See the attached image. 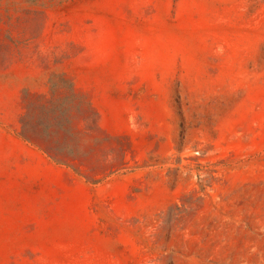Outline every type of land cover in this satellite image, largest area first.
I'll list each match as a JSON object with an SVG mask.
<instances>
[{
  "label": "rangeland",
  "instance_id": "374dc122",
  "mask_svg": "<svg viewBox=\"0 0 264 264\" xmlns=\"http://www.w3.org/2000/svg\"><path fill=\"white\" fill-rule=\"evenodd\" d=\"M0 264H264V0H0Z\"/></svg>",
  "mask_w": 264,
  "mask_h": 264
}]
</instances>
